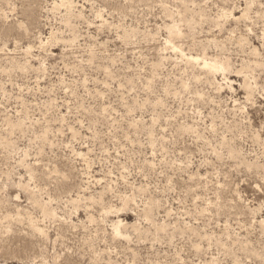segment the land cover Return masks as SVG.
<instances>
[{
	"label": "rangeland",
	"instance_id": "374dc122",
	"mask_svg": "<svg viewBox=\"0 0 264 264\" xmlns=\"http://www.w3.org/2000/svg\"><path fill=\"white\" fill-rule=\"evenodd\" d=\"M0 264H264V0H0Z\"/></svg>",
	"mask_w": 264,
	"mask_h": 264
}]
</instances>
